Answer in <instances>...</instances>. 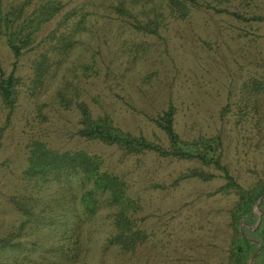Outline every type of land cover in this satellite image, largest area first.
Here are the masks:
<instances>
[{"label": "rangeland", "instance_id": "1", "mask_svg": "<svg viewBox=\"0 0 264 264\" xmlns=\"http://www.w3.org/2000/svg\"><path fill=\"white\" fill-rule=\"evenodd\" d=\"M66 1L65 11L78 8L79 13L68 25L57 29L59 15L40 30L19 62L18 102L10 116L0 96V239L15 234L23 244L17 250L0 248V264H206L238 198L218 191L225 180L188 178L172 186L200 164L152 153L126 155L115 146L85 140L77 134L79 111L62 106L58 93L67 90L70 97L87 102L95 116L109 114L125 130L150 139H165L154 119L173 104L184 137L222 135L224 163L247 186L264 171V91L252 89V81L264 82V21L197 6L187 19L167 17L157 36L138 33L129 19L118 18L112 4L119 0ZM141 2L125 0V5L146 20ZM222 6L246 17L264 16V0H228ZM81 14L84 27L69 53L59 55L62 35L74 30ZM45 54L51 57V71L36 85L37 63ZM13 62L1 41L0 63L7 73ZM33 140L102 155L140 201L137 216L144 218L148 241L126 254L110 245L113 225L107 207L91 217L82 215L80 229L70 230L65 239L57 225L70 219L73 226L81 209L65 197L54 202L57 186L31 188L24 179ZM24 196L36 211L33 217L16 207L15 200L24 201ZM71 249H77V258L67 256ZM13 252L15 257L8 259Z\"/></svg>", "mask_w": 264, "mask_h": 264}, {"label": "trees", "instance_id": "2", "mask_svg": "<svg viewBox=\"0 0 264 264\" xmlns=\"http://www.w3.org/2000/svg\"><path fill=\"white\" fill-rule=\"evenodd\" d=\"M226 1L228 0H216L217 4H212L202 3L200 0H142L140 5L148 16L146 20L138 18L134 11L125 5V0L112 4V8L118 18L129 19L132 28L138 33L157 36L167 17L187 19L192 9L197 6L231 13L239 19L264 21L263 15L246 17L239 11L222 6ZM66 6V0H0V42L4 41L14 56L13 69L9 73L0 63V96L4 106L9 110V116L16 109L18 102V85L21 77L17 76L16 72L20 60L32 49L40 30L48 22L61 15L57 24L58 29L68 25L72 18L78 15V8L65 11ZM80 16V21L74 24V30L62 35L63 44L57 47L59 55L69 53L73 40L77 39L78 32L84 27L82 25L86 16L85 14ZM50 60L51 57L45 54L37 63L34 80L36 85H42L43 77L50 73L52 66ZM252 89L263 92L264 82L252 81ZM58 101L66 108L75 107L79 111L77 134L87 141L115 146L126 155L152 153L162 158L194 161L200 164L182 173L172 186H177L188 178L211 181L216 177H222L225 183L218 191L234 193L238 198L234 206L228 210L230 216L227 229L214 243V250L208 255L206 264H251L252 257L259 250V245L255 241L263 245V250L255 261L264 264V212L260 226L254 231L250 230L258 218L254 211L255 205L264 194V171L258 174L255 182L247 186L240 183L230 167L224 163L222 135L184 137L177 128L178 111L173 104L154 119L157 127L164 132L165 139L160 136L150 139L142 133L135 134L125 130L117 125L109 114L95 116L87 102L70 97L67 90L62 89L58 93ZM227 109L228 107H225V111ZM7 121L10 122V117H7ZM28 148V164L23 174L29 186L40 189L57 186L54 202L57 203L65 197L66 202L71 203L76 209H81L75 221H72L73 226H70V219L67 222L60 221L57 225L62 226L59 231L65 239L69 238L70 230L80 229L82 215L91 217L107 207L113 225L108 237L110 245L126 254L134 253L148 241L150 235L142 226L144 218L137 216L141 210L140 201L132 197L128 180L120 173L107 168V162L102 155L85 149H55L42 140H33ZM152 186L167 187L161 183H152ZM23 198L24 201L15 200L17 209L26 216H35L36 211L26 201L28 196ZM29 198L34 199L30 195ZM261 208L264 211V203ZM68 209L69 213L71 210ZM64 216L65 214L62 215ZM22 247L18 235L11 234L0 239V248L4 251ZM73 250L75 252L77 249H71L72 255L67 253V256L77 258L78 252L73 253ZM14 257L15 252L8 255V259ZM48 264L61 263L52 260Z\"/></svg>", "mask_w": 264, "mask_h": 264}, {"label": "water", "instance_id": "3", "mask_svg": "<svg viewBox=\"0 0 264 264\" xmlns=\"http://www.w3.org/2000/svg\"><path fill=\"white\" fill-rule=\"evenodd\" d=\"M263 203H264V194L259 198V200L257 201V203L255 205L254 211H255L256 215L258 216V218H257V221L255 222V224L250 227V230L251 231L256 230L260 226V224H261L262 217H263V212H264L263 209L261 208ZM255 242L259 245V250L252 257V259L250 261L251 264H258V262H256L255 260L261 254V252L263 250L262 243H260L258 241H255Z\"/></svg>", "mask_w": 264, "mask_h": 264}]
</instances>
